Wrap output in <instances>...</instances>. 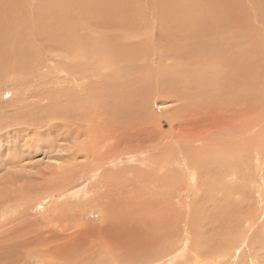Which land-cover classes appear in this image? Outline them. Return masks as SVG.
Here are the masks:
<instances>
[{"label": "bare ground", "instance_id": "6f19581e", "mask_svg": "<svg viewBox=\"0 0 264 264\" xmlns=\"http://www.w3.org/2000/svg\"><path fill=\"white\" fill-rule=\"evenodd\" d=\"M176 1H178V0H176ZM176 1H173L174 4ZM71 2H72V0H70V1L68 0V3H71ZM246 2L248 3V6L244 2V0H183V2L181 1L182 4L177 3L180 6H182V9L180 11H177L176 13H174V17H172V15H171V19L166 17L170 21L171 20L173 21V19L178 20L180 18L177 22L173 21V23L175 25H172L173 23L171 24L169 20L164 18L165 19V21H164L165 32L168 35V37L171 40H173L172 44L180 45V48H182L185 52L186 58L189 61L198 62L199 67H200L199 68L200 71L198 70L197 75L193 76L190 79V81H188V82H184V81H186V79H184V78L178 80L176 76H170L169 75L170 72H167L166 74H164L162 76V78L164 79L163 82L167 83L168 86L166 87L165 85H163L164 88H162L161 91L164 92L166 95H168V94L170 95V93H172V91L174 90L173 94L170 96V99H169V101H171L173 103V105H171V106L165 105L166 101L163 102V100H165V99L161 97V100H162L161 103L163 102L164 106H167L166 110H165L166 116L167 117L170 116L169 113L173 112L171 117H170V120L176 119L175 117L177 116V119L184 121L187 117H189V115L187 113H184L183 110L188 109V111H189L191 109V106L197 105V104L203 106L204 111L206 108L207 109L210 108L208 110L210 116L214 117V115H215V117H220L219 114L216 113L218 108L225 107L227 112L230 113L232 111V109L235 111V109L233 108V104H239V105L241 104L242 105L243 104L242 102H244L243 105H245L244 106L245 108L244 107L243 108H244V110H246V113H247V110H249V108H248L249 104L251 106H253V108L254 107L256 108L258 102L261 100V98H263L264 89L262 90V87L259 88V86H260V74H264V0H259L255 4V6H253L251 4L250 0H246ZM217 3L219 4L220 7L214 6ZM56 4H57V0H0V62H1L0 69H2L3 65H5V67L8 70V73H12V71H13V73L16 71L18 72V70H19V73L21 71L22 72L24 71V73H29V72L32 73V75L30 76V80L34 79V81L36 83L31 89H36L38 87V91H39V86H37V84L39 81H42V83H40L41 86H43L45 91L48 90V94L50 96V97L48 96V99L43 100V92H42L43 90L41 91L42 88L40 86L41 89L39 92H42V93L39 94L38 92H35L36 95L38 93L37 97H33V98L30 97V99H27L30 96L29 95L27 98L26 97L24 98V99H27L24 102L23 101L19 102V100H15V102H12L11 100H10V102L7 101L8 103H10V105H12L14 107V109H13L12 106L11 107L9 106V112L7 110L8 103L4 104L3 109L0 107V115L2 117H3V115H9L10 120L12 119V122H13L12 124L15 125V128L10 130L12 133V136H10L11 137L10 141L12 142V144L14 143V146L10 147V148L15 150L16 146H17V148L19 146L20 147L21 146L26 147L28 145V143L34 145V143H32V141L35 140L33 142H37L38 147H36V149H34L35 150V154H33L34 157H36V155L38 156L37 153L45 152V149H48V151L51 150V154L48 153V155H46V156L54 157L56 160H59L60 158L66 159L67 161H69V163L67 164V168H69L70 170H74V172L76 174L83 172L84 170H87L89 172V169L92 168V171H95L96 175H98L97 172L100 169L98 170L97 168L98 167H104L105 163H106L104 161L109 160V161L113 162V160H119L120 158L124 159L127 155L129 157V159H131V160L141 161V163L147 162L149 164V166H153L154 170H153V173H149L143 178V181H142V183L144 184L143 188H148V193H147V196L145 198L142 195L144 200H141L139 202H138V200L136 202L135 200H131V199H130L131 201L126 203V204L119 202L117 200V198L118 197L124 198L123 193L125 192L124 191L121 193L120 191H122V190H120V189H119L120 190L119 192L115 191V189L111 190L110 192H107V191L102 192V190L104 189V187H102V186L107 184V183H105V181L107 179H105V178L103 179V177H102V180H104L105 184L102 183V185L99 186L98 184H100V183H97V185H98L97 186L96 184H92V182H91L87 185V191H88L87 194H89L88 196L95 200V204H99L100 200H102L103 203L104 202L107 203V205L104 208V211L101 212V214H102L101 219H103L104 224L100 225V223H101L100 222L98 227L97 226L94 227V229L97 231V235H98L99 239H98V241L93 239L94 242L90 243L91 245L89 248L84 247L85 248L84 250L82 248L83 245H85V240H86L85 237L87 235H86V232L84 231V229H81L78 227V224L80 223L79 219H76V217H71L70 213L68 211H66L65 208L61 209L59 207H56V204L53 205L51 211L56 210L57 216L59 217L58 221L57 222H52L50 220H48V221L51 225L53 224L54 226H56V225L60 226L59 228L61 230L59 231V234L61 233V236L63 237L62 239L64 240L62 242V245H60L61 243L58 242L52 248L47 249V248H45L46 241H43L42 243L41 242L36 243L37 242V240H36L37 236L34 235L36 233L32 234V232L35 229H37L36 227H33V225L36 226L37 218L34 217V220L32 219V221H31V219H29V215L25 214L28 212L23 210V207H19V206H18V210H21V214L20 215H14V217L8 216L6 214L7 211H4L2 213L1 211H3V209L0 210L2 215L6 217V220L4 219L5 222L0 224V237H2V239H3V240L1 239L0 242L8 241V239H10L11 245H9L10 243L8 245L5 243L6 248L4 246L2 247L9 255H10V253H13V255L15 253L20 254L19 252H23L25 255L27 254L29 257L31 255H35V256H37V259L40 261L41 264H52V263L53 264H96V262H99V263L103 262L102 264H122L123 258L127 257L128 253H130V255H131V256L130 255L129 256L131 257L132 262L130 261V263H129L128 261H126L124 264H137L136 258L138 256L141 257V256H144V254L149 253L146 250V249H149L146 246V243L144 242V240L143 241L141 240V238L142 239L144 238V234H142L143 237L139 238L141 240L140 243H137L138 235H135L134 239L132 238L133 241H132V247L130 249V252L126 253L127 254L126 256H125V254L121 253V255H120V253H118V255H116L118 258L115 256V251H114L115 248L113 247V245H111V243H110V246H109V244H107V242L109 240L111 242L112 241L115 242L119 237H122V236H124V238H125L126 234H129L128 236H131L130 231H131L132 226H130V225L134 224L133 226L135 227V223H140V221H143L144 218L146 220V216L149 214V216L150 215L153 216L154 220L158 221L157 222L158 227L156 225V227H157L156 230L159 229L158 231H160V235L162 236V238L160 240L161 244L165 245L166 249H168L167 251L170 250V247L173 248L174 243L168 244V245H166V244L169 243L171 240V238L169 236V235L172 236L171 227L172 226L175 227L177 222H179V224L181 222L180 219H178L176 221V219L178 218V216L176 215V212H177L176 210L178 209L179 204H182V200H185L179 196V195L182 196V194H179L178 196H177V194L178 193H185V197H186V195H189V192L185 191V189H186L185 184L187 182V178L189 176L190 177L192 176L189 172H194V171L190 168V164L188 163L189 161L186 162L185 159H184V161L183 160L180 161L177 156H175V155L172 156L173 154H176V151L173 148L174 145L169 143V141L167 142V140H169V139L163 138V133L161 131L158 132L155 129V126L151 127L150 125H147V121L149 120L151 113H152L150 108H152V106H154L152 103L155 102V101H152V96H151L150 92H152L153 89H151L150 86H146L144 88L139 87L138 88L139 90H137L138 92L132 90L131 89L132 87L131 88L126 87L127 91L129 92L128 94H123V93L122 94H120V93L114 94L112 92H108L107 94L110 97L118 96L120 101H121L120 105H118L115 108H112L110 105L106 104L104 101L101 100L100 94L102 91H105V90H104V86L98 82L99 80H101L99 78H98V80L87 81L86 88L88 87V89H87V92L84 94L88 98V101H85L83 94L77 93L71 86H69L68 88H66L64 90L62 87L61 88H55V90H52L53 92L50 90L51 89L50 86H48V88L46 87L45 84H51V85L58 84V83L62 84L63 83L62 81L64 79H67V77H65V78L64 77L63 78L57 77L59 79H55V80H51L52 78L51 79L47 78L44 81L41 78H39L41 73L43 72L42 64H41L43 57L39 53V47H40L41 43L39 42V39H37V38H35L33 40L31 38H23L22 32H24V30L22 29V26H25L27 28L29 26V27H32L35 29L44 30L46 33L48 32V29L50 31H52V29L49 28L50 26H52L55 30H58V31H61L62 29H65L67 31L72 22H68V23L66 22V21H69V20H67L69 15L66 16V19H65L64 15H63L64 17H62V14L59 13L60 11L56 10V6H57ZM59 4H60V2H59ZM187 4H188V6L193 7V11H192V8L189 10L188 9L189 7L188 8L186 7ZM240 4H242V5H240ZM209 5H211V6H209ZM243 5H244V7L242 9H243L244 13H241L240 12L241 8L239 9V7H242ZM92 7L96 9V12H99L100 6H99L98 0H93ZM174 9H176V8H174ZM212 10L216 11L215 16H214V14H212V15L210 14V12ZM247 10H248V13H245V11H247ZM91 13L94 15V17H98L100 15V13L96 14L94 11ZM217 13H219V14H217ZM64 14H65V12H64ZM245 14L246 15L249 14L252 19L249 20L248 17L246 18L244 16ZM85 15L86 14L76 15V17H83ZM103 17L105 18V20H104L105 25H103L104 27L112 26V25H116V27L119 26L117 24L120 22L121 19H119V18L117 19V18L112 17V16L107 15V14H103ZM125 17H128V15L125 16V14H123V18H125ZM260 17H262V18H260ZM141 20H142V18H141ZM23 21H25V24L22 23ZM242 21L245 22V23H243V25H241ZM123 22L125 23L127 21L125 20ZM216 26H220V27L214 28ZM149 27L152 28L151 26H149ZM153 27H154V25H153ZM250 27H252L254 29H250ZM124 31L125 30H123V33H124ZM138 31H140V30H138ZM214 31H216V32H214ZM145 33H146V31H145ZM161 37L163 38V36H161ZM236 39H239V44L238 45L231 44ZM153 42L155 43V41H153ZM67 45H71V42L68 41ZM94 45H96V44H94ZM136 48H138V46ZM145 50H147V48ZM138 51L139 50H137V52ZM133 52H134L133 50L131 52L129 47H116V46H114L112 51L109 52V55H111L112 57L115 56L113 53H119L122 56L121 57L122 59L121 60L119 59L120 62L117 63V60H116V64L111 68L109 73H107V77L111 81L118 83L121 80L128 81L130 79V77L132 76V73L129 69L134 68L133 63L135 61L133 63H130V61L132 60V57L129 55V53L132 54ZM137 52L135 51V54ZM139 53H141V52L139 51ZM32 58H33L32 63L37 65L36 68L30 67V63L27 61V59L32 60ZM186 58L184 57V59H186ZM165 62H167V61H165ZM110 63L113 65L115 63V61L113 60ZM92 65H93V70H99V67L96 64L92 63ZM125 70H128L129 73L127 74ZM175 70H177V69H175ZM260 70H261V73H260ZM58 72H59V69H58ZM153 72H154V70H153ZM152 74H154V73H152ZM176 74H177V72H176ZM66 75H69L71 77L70 83L72 84V86L74 85V87H77V85L80 82L84 83L83 81H79V80H81V79L83 80V78L86 77V76L80 77L79 76L80 74H77L74 71H69V74H66ZM138 77H139L138 75H135V79H138ZM182 77H184V74L182 75ZM7 78H8V76H7ZM14 78H15V76H14ZM38 78H39V81L37 82L36 79H38ZM224 78L226 80L225 82L227 83L226 86L219 87L220 89L219 88L211 89V85H209L210 82L212 84H215V86L217 87L219 80L222 81ZM20 79H22L26 82L25 77L24 78L20 77ZM158 79L159 78H157V80ZM138 80H140V79H138ZM138 80H135L136 84H137ZM73 81L75 82L74 84L72 83ZM94 82H97V83L94 84ZM176 82L180 85V87H181L180 90L176 89L177 88V86L175 85ZM19 83H21V82L19 81ZM31 83H33V82H31ZM132 83L129 84L128 86H131ZM27 84H28V81H27L26 85H24V86H28ZM251 85H253V87L255 88L254 90H256L255 92H257V93H255V94H257V98L255 97L256 98L255 101L257 102L256 104L255 103L253 104V102H252L253 100L251 101V96L253 98L255 96V95L250 94ZM190 89H193L194 91L192 92ZM19 90H21V88ZM26 94H28V93H26ZM153 98H154V95H153ZM241 100H243V101H241ZM4 102H6V101H4ZM4 102H2V103H4ZM43 102L48 103V105H47V103H45L47 106L46 108L41 107ZM18 103H22L26 106H24L23 108L16 107V105ZM100 103H101V105L99 106L98 104H100ZM139 103H143L144 106L141 107ZM156 103H155V105H157ZM220 103H223V104H220ZM260 103L261 102H259L257 109L258 110L261 109L260 114L262 115L261 117L264 118V103H263V105L262 104L260 105ZM43 106H44V104H43ZM226 106H229V107L231 106L232 108L227 109ZM259 106H262V107H259ZM119 107H121V108H119ZM255 108H254V110H255ZM214 110H215V113H214ZM6 111L8 113H6ZM253 111L250 109V112H253ZM241 112H243V110ZM257 113H259V111ZM250 114L251 113H248L249 116H250ZM251 115H253V114H251ZM229 117L233 121H237V118H235L231 113H230ZM5 119L9 120V118H6V117H5ZM2 120H3V118L0 117V127L4 124V122ZM227 120H229V119H227ZM238 120H240V118ZM1 121L3 122L2 125H1ZM249 122H251V121H249ZM249 122L248 123L246 122L247 126L246 127L243 126L241 131L238 129H236V130L233 129V125L229 128H224V127H222V125H219V126L215 125L214 130L216 131V133L211 131V132H206L205 134H203L204 137H203V139H200V141L204 142V145H205L204 149L206 151L209 152V150H210V152L209 153L207 152L206 155L209 154L210 162L212 165L211 172H209L210 174L207 176V178H209V179L207 180V178H206V181H205V182H207V186L211 185V183L214 182L211 180L213 179V177H214V179H216L215 178L216 175H218L219 177L227 176L226 181H229L228 176H235L236 175L235 172L233 173V166L235 167L234 163H232L233 164V166H232L231 162H228L227 164H223L221 166V168H219V165L217 166V164L218 163L220 164L221 156L225 157L226 162L230 159H234L238 153L237 149L235 152V147L240 149L241 146L245 145L246 141L244 138L247 135H249L248 132H252L251 131L252 128H251ZM253 122L255 123V121H253ZM226 124H225V126H226ZM10 126H11V123H10ZM171 127H175V126H171ZM238 127H239V125H238ZM240 127H241V125H240ZM2 128H3V126H2ZM234 128H236V127H234ZM5 129H7V127H5V126L3 129L0 128V142L2 143V145L3 144L9 145V140H7L8 138L6 139V136L9 135L10 132H9V130L4 131ZM134 131H136L135 135L137 138H128V136L131 133H133ZM209 133L212 135H210L209 137H205V135H209ZM213 134H215L218 137L220 136L222 143L225 145L224 148L226 147V154H225V152L220 151L221 150L220 149L219 151L216 152V155H214L215 153H213V152L218 147H215L213 152L211 149H208V148L212 147L210 139L215 138V137H213ZM242 134L246 135V136H243L244 137L243 138ZM236 135H238V137L240 138L239 139L240 141L237 142L238 144L241 142L240 147H237L238 144L235 143V136ZM27 137H28V139H27ZM115 137H117L115 139V141L113 143H110V140L112 138H115ZM179 137H180V135H179ZM171 141L172 140H170V142ZM181 143L185 144V140H182ZM197 143H198V141H197ZM218 143L219 142H217V144ZM234 143L237 144L235 147H234V145H235ZM165 144L168 145L167 148L165 147L166 149L163 148V146ZM175 145L177 147L178 144H175ZM192 145H193V147L188 146V148H187L189 152H192V151L194 152V144H192ZM214 145H215V143H214ZM249 145H250V143H249ZM32 147H34V146H32ZM221 147H223V146H221ZM26 148H28V147H26ZM156 149H160L158 151L159 153L162 152L163 150H165V151L167 150L166 151L167 154L164 156V153H165L164 152L163 157H157V155L154 152ZM241 149H243V148L241 147ZM2 150L0 149V152H2ZM24 150H26V149H24ZM19 152H20V154H15L16 157H15V155L12 156V154H11L9 156V159L6 158V157H8V155H6V153H7L6 151H5V154H4V152L2 153L3 155L0 154V158H3L2 162H4V164H2V162L0 161V168H2V169L6 168V172L4 173L3 177H17L18 175H20L19 172L23 171L24 167L27 166V164L24 163L23 161L26 160L27 157L30 158V162L33 161L31 159L33 156L28 155L25 157L26 153H24L22 149H19ZM19 152L16 151L15 153H19ZM178 152H180V151H178ZM178 152H177V154H178ZM170 153H171V155H170ZM185 153H184V156H185ZM203 153H204V151H203ZM210 153L212 154L211 156H210ZM161 154L162 153H160V155ZM193 154H195V153H193ZM4 155H6V156L4 157ZM204 155L202 154L198 158V161L201 162V164H202L201 166L204 169V172L202 174V178L206 177V174H205V165H206L205 161L206 160H205V158L208 157V156L205 157ZM245 155H247V154H245ZM238 157H240V156H238ZM79 159H83V160H85V162L79 163L78 162ZM191 159H193V158L191 157ZM72 160L75 161L77 166L70 162ZM21 162H23L24 165ZM61 162H60V164H61ZM118 163H120V162H118ZM242 163H243V161H242ZM11 165H13V166H11ZM28 166H29V164H28ZM57 166L58 165H56L55 167L57 168ZM197 166H199V165H197ZM81 167H85L84 170H82ZM86 167H88V168H86ZM146 167H147V165H146ZM229 167L232 170V171L230 170L231 172H229V170H228ZM110 169L111 168H109L106 171H109ZM195 170H197V169H195ZM24 171H26V170H24ZM100 171H102V170H100ZM241 171H243V170H240V172ZM117 172L110 171V173L114 176L112 183H114L115 178H117L119 176V173H117ZM68 173H70V172H68ZM124 174H125V172H124ZM126 174H127V171H126ZM134 174H136V173H134ZM242 174H244V173L241 172V174H239V175H242ZM242 176H241V178H242ZM47 177H49V176H47ZM65 177H66V175H65ZM109 177H110V175H109ZM109 177H107V178H109ZM137 177H139V176L137 175ZM60 178L61 177H59L57 170H54V171L50 172V179L59 181V184L56 185L55 183H49L50 181H47V182H48V184H50V187H52V188L54 187V189L56 188L58 190V186H60V183L70 185V184H74L75 180H76V177H75L74 181L69 180L67 182L66 179L61 180ZM95 178H97V176ZM221 178L219 181H221ZM237 178H238V176H237ZM48 179L49 178H47V180ZM72 179H73V177H72ZM233 179L234 178H232V180ZM21 180H22V178H21ZM125 180H127V179H125ZM201 180L204 182L203 179H200L197 181L198 184L195 187L191 183V185H193V186L188 185L189 188H187V189L190 190V187H191L192 191L198 190L197 188L198 187L200 188V186H201L200 184L202 183ZM219 181L217 179V182H219ZM222 181L224 182L225 180L223 179ZM42 183H44V181ZM225 183H226V185H228L227 189L230 192H231V189H234V187H237L236 185H230L229 183L227 184V182H225ZM234 183H236V182H234ZM25 184L24 185L21 184L19 186L23 187V189H24ZM246 185H248V184H246ZM203 187H205V186H203ZM106 188H108L110 190V185H109V187H106ZM131 188H132V186H131ZM239 188H241V187L239 186ZM26 189H27V187H26ZM26 189H24V191ZM47 189H49V188H47ZM13 190H16V189H13ZM49 191H50V189H49ZM22 192H23V190H22ZM45 192H47V191H45ZM219 192L220 191H218V187L215 186L213 188V192H210L207 196H205L203 194L202 200H201V205H203V206H201V207H204L205 204H207V207L209 204L215 205L214 203H218V201L222 200V198L226 199V202L229 204L230 202H228V201L231 198V196H230L231 193H227L228 194L227 195V194H224L223 192H220V193ZM14 193H16V192L11 191L10 193H7L6 189H3L2 191H0V209L2 207H7L8 205H10V203H12V201H16V199H18L17 201H19L20 199L24 200L26 198V197L16 196ZM17 193H20V192L17 191ZM194 193L195 192H192L191 195H193ZM48 194L49 193H47L46 195H48ZM154 194H156V195L159 194V196H160V194H163V195H165L166 198L163 197V199L157 200V199H155V197H151ZM42 195H44V194H42ZM128 195L125 197L128 198L129 197ZM137 198H141V197H139V195H137ZM198 199H199V197H198ZM27 200H29V199H27ZM89 200H91V199H89ZM133 202L136 205H134ZM22 203H24V202H21V204ZM25 203H27V202H25ZM130 203H133L134 206L131 205ZM159 203H161V204H159ZM84 204H82V202H81V203H79V206L82 207V206H84ZM228 204H226V205H228ZM195 205H197V204H195ZM219 205H220V203H219ZM70 206L74 207L73 205H70ZM75 206L78 207V205H75ZM130 206H132L131 208L133 210L135 207H136L135 209H137V207H141V209H144L142 206L146 207L145 210H143L142 212H140V210L135 212L134 217L137 219L135 221V223L134 222L131 223L132 220L130 219V216H132L133 213L129 210ZM182 209H183V207H182ZM201 209H203V208H201ZM227 209H232V208H231V206H228ZM182 213H183V211H182ZM168 215L170 217H168ZM152 216H151V218H152ZM74 218L76 219V221H74ZM148 218L149 217H147V219ZM197 218L199 219L198 215H197ZM183 219H184V217H183ZM64 220L67 222H65ZM149 220H151V219L149 218ZM241 220H242V218H241ZM2 221H3V218H0V223ZM44 221L46 222V220H44ZM248 221H250V220H248ZM151 222L153 223L155 221H153V219H152V221H150L149 224ZM152 223H151V225H153ZM191 223H193V222H191ZM147 224H148V222H147ZM249 224H251V223H249ZM7 225H9L8 228H5V229L2 228V227H5ZM49 225L47 224V226H49ZM159 225H161V227H159ZM18 227L19 228L23 227L24 230L20 229L22 232L16 231V229ZM141 227H143V225ZM141 227H140V229H141ZM41 228H43V227H41ZM52 229H54V228H52ZM134 229H136V228H134ZM17 230H19V229H17ZM43 230H45V229H43ZM138 230H135V231H138ZM150 230H152V229H150ZM150 230H148V231H150ZM141 231H144V228L141 229ZM145 231H146V229H145ZM46 233H48V232H46ZM55 233L49 234L48 236H46L45 239L51 240V241H56L58 239V237H61V236H59ZM29 234H31V236H29ZM219 234H220V232H219ZM26 235H28V236H26ZM150 236H151V234H150ZM194 236H196V235H194ZM42 237L43 236H39L38 239L42 240L43 239ZM129 238H131V237H129ZM129 238H127V239H129ZM152 239H154V238H152ZM140 240H138V241H140ZM145 240H146V238H145ZM193 240L194 239H192V241ZM118 243H119V241L117 242V245H118ZM47 244H49V243H47ZM123 246H122V248H123ZM86 247H87V245H86ZM94 248L98 249V250L101 249L102 252H105L106 249H110V250L106 256H98L97 257L98 260L92 261V259H93L92 255H93ZM21 249H22V251H20ZM154 250H156V249H154ZM156 251H158V250H156ZM167 251L162 250L161 252H167ZM150 252H152V251H150ZM158 252H160V251H158ZM175 253L176 252L173 251V253L171 252L169 254L170 256L167 257L168 262H172V260H174L173 258L175 257V255H177ZM156 257H158V256H156ZM153 258H155V257H153ZM12 260H13V258H12ZM157 261L159 262L160 260H157ZM14 263H15V260H14ZM148 263H150V262H148ZM151 263H153V262H151Z\"/></svg>", "mask_w": 264, "mask_h": 264}, {"label": "rangeland", "instance_id": "374dc122", "mask_svg": "<svg viewBox=\"0 0 264 264\" xmlns=\"http://www.w3.org/2000/svg\"><path fill=\"white\" fill-rule=\"evenodd\" d=\"M173 1H176V0H169V1L168 0H138V1L137 0H98L100 7H99V12H96V9L92 7L93 0H72L71 3H68V0H61V1L57 0L56 10L60 11L59 13L62 14V17L65 16V19H66V16L69 15L68 19H67L69 21H66V22L67 23L72 22L71 25L69 26L68 30L66 31L65 29H62L61 31H58V30H55L52 26H50L49 28L52 29V31H50L48 29V32L46 33L44 30L35 29V28L29 27V26H28V28L25 26H22V29L24 30V32H22V37L23 38H31L32 40L37 38V39H39V42L41 43V45L39 47V53L43 57V60L41 62L43 72L41 73L39 78H41L44 81L47 78L48 79L52 78L51 80H55V79L67 77V79H64L62 81L63 82L62 84L61 83H58V84L53 83L54 85L45 84L47 88H48V86H50L51 91L55 90V88H61V87L64 90V89L68 88L69 86H71L77 93L83 94L85 101H88V98L84 94L87 92V89H88V87L86 88L87 81L98 80V78H99L101 80H99L98 82L104 86V90H105V91H102L100 94L101 100L104 101L106 104L110 105L112 108H115L118 105H120L121 101H120L118 96L110 97L107 94L108 92H112L114 94H117V93L128 94L129 92L127 91L126 87H129V88L132 87L131 88L132 90L137 91V90H139L138 89L139 87L144 88L146 86H150V88L153 89V91L150 92V94L152 96V101H155V102L152 103L154 106H152V108H150L152 113H151L149 120L147 121V125H150L151 127L155 126V129L158 132L161 131L163 133V138L169 139V140H167V142L169 141V143L174 145L173 148L176 151V154H173L172 156H174V155L177 156L180 161H182V160L184 161V159L186 162L189 161L188 163L190 164V168L194 171V172H189L192 176L191 177L189 176L187 178V182L185 184V186H186L185 191L189 192L190 196L186 195V197H185V193H178L177 194V196L179 194H182V196L181 195H179V196L185 200H182V204H179L178 209L176 210L177 211L176 215L178 216L176 221L178 219H180L181 222H180V224H179V222H177L178 224L175 222L176 223L175 227H173V226L171 227L172 236L169 235L171 240L169 243L166 244V245H168V244L174 243L173 248L170 247V250L167 251L168 249H166L165 245L161 244L160 240H161L162 236L160 235V231H158L159 229L156 230L158 227V223H157L158 221L154 220L152 215L149 216V214H148L146 216V220H145V218L143 219V221L145 223L143 221H140V223H135V221L137 220L134 217L135 212H137L139 210H140V212H142L143 210H145V208H146L145 206H142L144 209H141V207H137V209H135L136 208L135 207L134 210L131 208L132 206H130L129 210L133 213V215L130 216V219L132 220L131 223H133V222L135 223V227L133 226L134 224L130 225V226H132L131 231H130L131 236H128L129 234H126L125 238H124V236H122L123 238L119 237L116 240L117 242L119 241L118 245H117L116 241L111 242L109 240L107 242V244H109V246L111 243V245H113V247L115 248L114 249L115 256L118 255V253H120V255H121V253L125 254V256H126L127 255L126 253L130 252L134 236L138 235L137 243H140L141 240L142 241L144 240V242L146 243V246L149 248V249H146L147 252H149V253H146V254H144V256H141V257L138 256L136 258L137 264H264V128H263L264 127V125H263L264 124V118L261 117L262 116L260 114L261 109H259V110L257 109L259 102H261L260 105L261 104L263 105L264 96L258 102L256 108L254 107L255 110H254L253 106H251L249 104V106H248L249 110H247V113H246V110H244V108H245L244 107L245 105H243L244 102H242L243 103L242 105L241 104L240 105L239 104H233V108L235 109V111L232 109V111L230 113L235 118H237V121H233L232 119H230V117H229L230 113L227 112L225 107H220L217 109L216 113H218L220 117H215V115H214V117H212L209 115V111H208L210 108H208V109L206 108L204 111V107L199 105V104L191 106V109L189 111H188V109L183 110L184 113H187L189 115V117H187L184 121L177 119V116L175 117L176 119L170 120V117H171L173 112L169 113L170 116H168V117L166 116V114H165L166 107L173 105V103L171 101H169V99H170V96L173 94L174 90L172 91V93H170V95L169 94L166 95L164 92L161 91V89L164 88L163 85H165L166 87L168 86L167 83L163 82L164 79L162 78V76L164 74H166L167 72H170V74H169L170 76H176L178 80L184 78V79H186V81H184V82H188V81H190V79L193 76L197 75V72L200 68L198 62L189 61L186 58L185 52L182 48H180V45L172 44L173 40H171L165 32V28H164L165 19L164 18L168 17L169 19H171V15H172V17H174V13H176L177 11H180L182 9V6H180L179 4H182L181 1L183 2V0H180V1L178 0L175 2V4ZM250 1H251V4L253 6H255V4L259 0H250ZM59 2H60V4H59ZM244 2L248 6V3L246 2V0H244ZM177 3H179V4H177ZM242 4H240V5H242ZM209 6H211V5H209ZM214 6L220 7L218 3ZM186 7L187 8L189 7L188 8L189 10L192 8V11H193L192 6H188V4H187ZM243 7H244V5L242 7H239V9L241 8L240 9L241 11L239 10L241 13H244V11L242 9ZM174 8H176V9H174ZM93 11L96 14L100 13V15L98 17H94V15L91 13ZM64 12H65V14H64ZM245 13H248V10L245 11ZM81 14H86V15L83 17H76V15H81ZM103 14H107V15H110V16L115 17L117 19L118 18L121 19L120 22L117 24L119 26L116 27V25H112V26L104 27L103 25H105V22H104L105 18L103 17ZM123 14H125V16L128 15V17L123 18ZM210 14L211 15L214 14V16H215L216 11L212 10L210 12ZM217 14H219V13H217ZM249 14L248 15L245 14L244 16L246 18L248 17V19L251 20L252 18ZM140 17L142 18V20ZM260 18H262V17H260ZM169 19H167V20H169ZM125 20L127 22L124 23L123 21H125ZM178 20L173 19V21H175V22H177ZM173 21L171 20L170 23L172 24ZM22 23L25 24V21H23ZM243 23H245V22L242 21L241 25H243ZM153 25H154V27H153ZM172 25H175V24L173 23ZM149 26H151L152 28H150ZM218 27H220V26H216L214 28H218ZM250 29H254V28L250 27ZM123 30H125L124 33H123ZM138 30H140V31H138ZM145 31H146V33H145ZM214 32H216V31H214ZM160 35L163 36V38ZM68 41L71 42V45H67ZM153 41H155V43ZM94 44H96V45H94ZM231 44L238 45L239 39H236ZM114 46H116V47H129L131 52H132V50L134 51L132 54L129 53V55L132 57V60L130 61V63H133L134 61L135 62L133 63L134 68L129 69L132 73V76L130 77V79L128 81L121 80L120 82L115 83L114 81H111L107 77V73H109L111 68L116 64V60H117V63H119L120 60L122 59L121 58L122 56L119 53H113L115 55L114 57L109 55V52L112 51ZM137 46H138V48H136ZM146 48H147V50H145ZM137 50H139L141 53H139V51L137 52ZM135 51L137 52L136 54H135ZM184 57L186 59H184ZM162 58L167 62H165ZM113 60L115 61V63L112 65L110 62H112ZM27 61L30 63V67H32V68L37 67L36 64L32 63L33 58H32V60L27 59ZM92 63L96 64L99 67V70H93ZM0 65H1V62H0ZM58 69H59V72H58ZM175 69H177V70H175ZM153 70H154V72H153ZM69 71H74L75 73L80 74L79 75L80 77L86 76L85 78H83V80L82 79L79 80V81H83L84 83L80 82L77 85V87H74V85L72 86V84L70 83L71 77L69 75H66V74H69ZM125 71L127 74L129 73L128 70H125ZM176 72H177V74H176ZM23 73H24V71L23 72L21 71L19 73V70H18V72L16 71L13 73V71H12V73H8V70L5 67V65H3L2 69H0V81H1L0 82V105H1L0 107L2 109L4 108L3 107L4 104L8 103L7 101L10 102V100H11L12 102H15V100H19V102L20 101L24 102L25 100L30 99V97L31 98L37 97L38 93L41 94L42 92H43V100L48 99V96H49L48 90L45 91L43 86H41L40 83H42V81H39V78L36 79L37 82L39 81L37 84V86H39V91L42 88L41 89V91L43 90L42 92L38 91V87L36 89H31L36 83L34 81V79L30 80V76L32 75V73H30V72L24 73V74ZM152 73H154V74H152ZM260 73H261V70H260ZM183 74H184V77H182ZM135 75H138L139 76L138 79H140V80L135 79ZM7 76H8V78H7ZM14 76H15V78H14ZM20 77L21 78L25 77L26 82L24 80L20 79ZM57 77H59V78H57ZM157 78H159V79L157 80ZM135 80H138L137 84H136ZM19 81L21 83H19ZM27 81H28V84H27L28 86H24V85H26ZM225 81H226L225 78L222 81L219 80L217 87L215 86V84H212L211 82L209 83V85H211V89H217L219 87L226 86L227 83ZM31 82H33V83H31ZM72 83L74 84L75 82L73 81ZM96 83L97 82H94V84H96ZM131 83H132V85L128 86ZM175 85L177 86L176 89H179V90L181 89L180 85L177 82L175 83ZM40 86H41V88H40ZM261 87L263 90L264 89V74H260V86H259V88H261ZM20 88H21V90H19ZM250 89H251L250 94L255 95L254 98L251 96V101L253 100L252 101L253 104L254 103L256 104L257 102L255 101V99L257 98V94H255V93H257V92H255L256 90H254L255 88L253 87V85H251ZM190 90L192 92L194 91L193 89H190ZM35 92H38L37 95ZM26 93H28V94H26ZM153 95H154V98H153ZM25 97L26 98L28 97V98L24 99ZM161 97L165 99V100H163V102L166 101L168 103L167 104L165 102V105H167V106H164L163 102H162L163 104L161 103V101H162ZM4 101H6V102H4ZM241 101H243V100H241ZM2 102H4V103H2ZM22 103H18L17 104L18 106L16 105V107L23 108L24 106H26ZM45 103H47V102H43L41 107L46 108L47 106ZM155 103L157 105H155ZM43 104L45 107L43 106ZM139 104L141 107L144 106L143 103H139ZM220 104H223V103H220ZM47 105H48V103H47ZM98 105L100 106L101 103ZM9 106L11 107L12 105H10V103H8V107H7L8 112H9ZM226 107H227V109L232 108L231 106L230 107L226 106ZM259 107H262V106H259ZM12 108L14 109L13 106H12ZM119 108H121V107H119ZM250 109L252 111L254 110L256 113L259 111V113L256 114L254 111L250 112ZM242 110L244 113L241 112ZM8 112L6 111V113H8ZM214 113H215V110H214ZM248 113H251L253 115L250 114V116H251L250 117L248 115ZM0 117L3 118L2 121L5 124L4 125L3 122L1 121V125L3 124L2 125L3 128H4V126L7 127V129H5L4 131L9 130V132H10L9 135L6 134L7 135L6 139L8 138L7 140H9V145L3 144L5 146L4 147L2 145V143L0 142V149L1 150L3 149L2 152H0V154H2L3 152L5 154V151H6L7 152L6 155H8V157H6V158L9 159V156L11 154H12V156L15 154H20L19 149H22L23 152L26 153L25 157L28 155L33 156L31 158L33 161L30 162L29 157H27L26 160L23 161L24 163L27 164V166L24 167V170H26V171L23 170V171L19 172L20 175L17 174L18 175L17 177H3L4 173L6 172V168H4V169L0 168V171H1L0 172V191H2L3 189H6L7 193H10L12 191V192H16V193H14L16 196L26 197L24 200L20 199L19 201H17L18 199H16V201H12V203H10V205L7 206L8 208L2 207L0 210L3 209V211H1L2 213L4 211H7L6 214L8 216L14 217V215H20L21 214V210H18V206H19V207H23V210L28 212L25 214L29 215V219H31V221H32V219L34 220V217H36L37 218L36 226L33 225V227H36L37 229H35L32 232V234L36 233V234H34L35 236H37L36 237V240H37L36 243H40V242L42 243L43 241H46L45 248H47V249L52 248L58 242H60L61 243L60 245H62V242L64 241L62 239L63 237L61 236V233L59 234V231L61 230L59 228L60 226L56 225L57 226L56 227L53 224L51 225L48 221V220H50L52 222L58 221L59 217L57 216L56 210L51 211L54 204H56V207H59L61 209L65 208L66 211H68L70 213L71 217H76V219H79L80 223L78 224V227L81 229H84V231L86 232V235H87L85 237V239H86L85 245H83V247H82L83 250L85 248L90 247V245H91L90 243L94 242L93 239L98 241L99 237H98L97 231L94 229V227L95 226L98 227L100 222H101L100 225L104 224L103 219H101L102 218L101 212L104 211V208L107 205V203H105V202L103 203V201L100 200L99 204H95V200L93 198L89 197L88 196L89 194H87V192H88L87 191V185L89 183L92 182V184H96V185H97V183H100V184H98L99 186H101L102 183L103 184L107 183V184L102 186V187H104L102 192L103 191L104 192H106V191L110 192L113 189H115V191H117V192L122 190V191H120L121 193L125 191L123 193L124 198H121V197L117 198V200L123 204H126V203L130 202L131 200H135L136 202L138 200V202H139L141 200H144V198L147 196L148 188H143L144 184L142 183V181H143V178L147 174L153 173V170H154L153 166H149V164L147 162L141 163V161L131 160V159H129V157L127 155L124 159L120 158L119 160H113V162L109 161V160L104 161V162H106L105 166L97 168L98 170L100 169L103 171L102 172L99 170L97 172L98 175H96L95 171H92V168L89 169V172L87 170H84L85 167H81V169L84 170L83 172L76 174L74 172V170H70L69 168H67V164L69 163V161H67L66 159L60 158L59 160H56L54 157L46 156V155H48V153L51 154V150L48 151V149H45V152H43V153L40 152L41 154L37 153L38 156L36 155V157H34V155H33V154H35L34 149H36V147H38V145H37L38 143L33 142L35 140L32 141V143H34V145L28 143V145L26 146L28 148H26L25 146L24 147L19 146L18 148L16 146L15 150L10 148V147L14 146V143L12 144V142L10 141V138H11L10 136H12V133L10 130L14 129L15 125L12 124L13 122H12V119L10 120L9 115H3V117L0 115ZM5 117L9 118V120L5 119ZM239 118H240V120H238ZM227 119H229V120H227ZM249 121H251V122H249ZM253 121H255V123ZM9 122L11 123V126H10ZM246 122L250 123V126L252 128L251 129L252 132H248V134H249V135H247L248 137L246 135L242 134V137L246 136L248 138L247 139L246 137L245 138L243 137L246 141L245 145L241 146L243 149H241V147H240L241 142L239 144L237 143L240 141L239 140L240 138L238 137V135H236L237 137L235 136V143H237L238 145L234 143L235 144L234 147L236 145H237V147H240V149L235 147V152H236V149L238 152L237 155L235 156L234 159H230L227 162L225 160V157L221 156V162H220V164L219 163L217 164V166L219 165V168H221V166L223 164H227L228 162H231L232 166H233L232 163H234L235 167L233 166V173L235 172L236 175L235 176H228L229 181H226L227 176H221L222 177L221 178L218 175H216L215 176L216 179H214V177H213V179L211 178L212 180L210 179L211 181H214V182H212L211 185L207 186V182H205V181H206L207 176L210 174L209 172H211L212 165L210 162L209 154L206 155V153L208 151H206L204 149L205 148L204 142L200 141V139H203V137H204L203 134H205L206 132H211V131L216 133V131L214 130L215 125H218V126L222 125V127H224V128H229L233 125V129H235V130L238 129L241 131L243 126L244 127L247 126ZM225 124H226V126H225ZM238 125H239V127H238ZM240 125H241V127H240ZM2 126L0 127L1 129H3ZM171 126H175V127H171ZM234 127H236V128H234ZM135 132L136 131L131 133L128 136V138H137L135 135ZM179 135H180V137H179ZM210 135H212V134L209 133V135H205V137H209ZM213 137H215V138L210 139L212 147L208 148V149H211L213 152L214 148L218 147L213 152V153H215L214 155H216V152L219 151L220 149H221L220 151H223L226 154V147L224 148L225 145L222 143L220 136L218 137L215 134H213ZM116 138L117 137L112 138L110 140V143H113ZM27 139H28V137H27ZM170 140H172V141L170 142ZM182 140H185V144L181 143ZM197 141H198V143H197ZM217 142H219V143L217 144ZM214 143H215V145H214ZM249 143L251 146L249 145ZM175 144H178L177 147ZM192 144H194V152L193 151L189 152L187 148H188V146L193 147ZM31 145L34 147H32ZM165 145L163 146L164 149H166L168 146V145H166V146ZM221 146H223V147H221ZM24 149H26V150H24ZM159 150L160 149H156L154 151L155 154L157 155V157H163L164 152H165L164 156L167 154V152H166L167 150L166 151L163 150L162 152H160V153H162L160 155V153L158 152ZM16 151H18L19 153H15ZM178 151H180V152H178ZM203 151H204V153H203ZM177 152H178V154H177ZM209 152H210V150H209ZM184 153H185V156H184ZM193 153H195V154H193ZM199 154L200 155L205 154L204 155L205 157L208 156L205 158V160H206L205 161V163H206V165H205L206 177H204L205 179L202 178V174L204 172V169L201 166L202 165L201 162L198 161V158L200 157ZM245 154H247V155H245ZM6 155H4V157ZM170 155H171V153H170ZM211 155L212 154L210 153V156ZM238 156H240V157H238ZM15 157H16V155H15ZM191 157L193 159H191ZM2 159L3 158H0L1 162H2ZM242 161H243V163H242ZM23 162H21V163L24 165ZM60 162H61V164H60ZM70 162L76 165L74 160H72ZM78 162L83 163V162H85V160L79 159ZM118 162H120V163H118ZM2 164H4V162H2ZM28 164H29V166H28ZM56 165H58L57 168L59 170L55 167ZM146 165H147V167H146ZM197 165H199V166H197ZM11 166H13V165H11ZM86 168H88V167H86ZM109 168H111V169L109 171H106ZM195 169H197V170H195ZM54 170H57L59 177H61L60 178L61 180L66 179L67 182L69 180L74 181V179L76 177L75 183L70 184V185L60 183V186H58V190L56 188L54 189V187L53 188L50 187V184H48L47 181H50L49 183H55L56 185L59 184V181L50 179V172H52ZM228 170H229V172L232 171L230 167ZM240 170H243V171H241L242 173H244V174H242L243 176L239 175V174H241ZM110 171L119 173V176H118L119 178L118 177L115 178L114 183H112L114 176L110 173ZM126 171H127V174H126ZM68 172H70V173H68ZM124 172H125V174H124ZM134 173H136V174H134ZM65 175H66V177H65ZM109 175H110V177H109ZM137 175L140 178L137 177ZM47 176H49V177H47ZM96 176H97V178H95ZM237 176H238V178H237ZM241 176H242V178L243 177L244 178L242 179ZM20 177L22 178V180ZM72 177H73V179H72ZM102 177H103V179L104 178L107 179L105 181V183H104V180H102ZM107 177H109L110 179ZM47 178H49L50 180L49 179L47 180ZM124 178L127 180H125ZM220 178H221V181H219ZM232 178H234L233 179L234 181L232 180ZM200 179H203L204 182L201 180L202 183L200 184L201 185L200 188L199 187L197 188L198 190L192 191L191 187H190L191 191L187 189V188H189V186L194 185V187H195L198 184L197 181ZM208 179L209 178H207V180ZM217 179L219 182H217ZM223 179L225 180L224 182L222 181ZM43 181H44V183H42ZM225 182H227V184L229 183L230 185H236L237 187H234V189H231V192H230L227 189L228 185H226ZM234 182H236V183H234ZM191 183L193 185H191ZM21 184L22 185L25 184V186L27 187V189H26V187L24 186V189H26L25 191H24L23 187L19 186ZM246 184H248V185H246ZM109 185H110V190L108 188H106V187H109ZM202 185L205 187H203ZM131 186H132V188L134 187L135 189L134 188L132 189ZM215 186L218 187V191L223 192L224 194L231 193L230 196L232 199L230 198L231 201L230 200L228 201L230 203L228 204L226 202V199L222 198V200L218 201V203H214L215 205L209 204L207 207V204H205L204 207H201V206H203V205H201V200H202L203 194L205 196H207L210 192H213V188ZM239 186L241 188H239ZM47 188H49L50 191ZM13 189H16V190H13ZM22 190H23V192H22ZM17 191H19L21 194L17 193ZM45 191H47V192H45ZM192 192H195L196 194L194 193L193 195H191ZM47 193H49V194L46 195ZM42 194H44V195H42ZM127 195L129 196L128 198L125 197ZM137 195H139V197H141V198H137ZM142 195L144 198L142 197ZM151 197H155V199L160 200V199H163V197H165V195L160 194V196H159V194L158 195L154 194ZM198 197H199V199H198ZM27 199H29V200H27ZM89 199H91V200H89ZM197 200L198 201L200 200V201L198 202ZM21 202H24V203L21 204ZM25 202H27V203H25ZM81 202H82V204L85 203L84 206H82V207L79 206V203H81ZM133 203H130V204L133 205ZM161 203H159V204H161ZM219 203H220V205H219ZM195 204H197V205H195ZM226 204H228V205H226ZM70 205H73L74 207H71ZM75 205H78V207H76ZM134 205H136V204L134 203ZM228 206H231L232 209H227ZM182 207H183V209H182ZM201 208H203V209H201ZM182 211H183V213H182ZM1 212H0V218H3V221L0 224L4 223L6 220V217L3 216ZM197 215H198L199 219L197 218ZM151 216H152V218H151ZM147 217H149L151 220H149V218L147 219ZM168 217H170V216L168 215ZM183 217H184V219H183ZM241 218H242V220H241ZM76 219L74 218V221H76ZM152 219H153V221H155L153 223L151 222L153 225H151V223L149 224V222L152 221ZM44 220H46L47 223ZM248 220H250V221H248ZM146 221L148 222V224ZM65 222H67V221H65ZM191 222H193V223H191ZM249 223H251V224H249ZM47 224L48 225L50 224L49 225L50 227L47 226ZM142 225H143V227H141ZM156 225H157V227H156ZM8 227H9V225L2 227V228L5 229ZM41 227H43V228H41ZM133 227L136 229H134ZM140 227H141V229L144 228V231H141ZM159 227H161V225H159ZM22 228L18 227L17 229H19V230L16 229V231L24 230V228L23 229ZM52 228H54V229H52ZM43 229H45V230H43ZM145 229H146V231H145ZM147 229L148 230L152 229V230L148 231ZM135 230H138V231H135ZM46 232H48V233H46ZM219 232H220V234H219ZM52 233H55L61 237H58V239L56 241H51V240L45 239L46 236H48L49 234H52ZM139 233L141 235L144 234L143 239L141 238V237H143V235L141 236ZM150 234H151V236H150ZM193 234L196 236H194ZM26 236H28V235H26ZM29 236H31V234H29ZM39 236H43L42 237L43 239L39 240L38 239ZM129 237H131V238H129ZM127 238H129V239H127ZM139 238H141V240ZM145 238H146V240H145ZM152 238H154V239H152ZM1 239H2V237H0V240ZM192 239H194L193 240L194 242L192 241ZM125 240L126 241L128 240V241L126 242ZM138 240H140V241H138ZM5 243L7 245L10 243L9 245H11V240L8 239V241L0 242V262L2 264H41L40 261L37 259V256H35V255H31L29 257L27 254L25 255L23 252H19L20 254L15 253L14 255H13V253H10V255H9L2 248L3 246L5 247ZM47 243H49V244H47ZM86 245H87V247H86ZM122 246H123V248H122ZM154 249H156L160 252H158ZM109 250L110 249H106L105 252H102L101 249L98 250V249L94 248L93 255H92L93 256L92 261L98 260V258H97L98 256H106L109 253ZM162 250L163 251L166 250L167 252H161ZM20 251H22V249ZM150 251H152V252H150ZM173 251H175L176 252L175 254H177V255H175V257L173 258L174 260H172V262H168L167 257H169L170 256L169 254L171 252L173 253ZM129 255H130V253H128L127 257L123 258L122 264H124L126 261H128L129 263H130V261L132 262V259L130 257L131 255L130 256ZM156 256H158V257H156ZM153 257H155V258H153ZM12 258H13V260H12ZM14 260H15V263H14ZM157 260H160V261L158 262ZM148 262H150V263H148ZM151 262H153V263H151ZM102 263L103 262H100V263L96 262V264H102Z\"/></svg>", "mask_w": 264, "mask_h": 264}]
</instances>
